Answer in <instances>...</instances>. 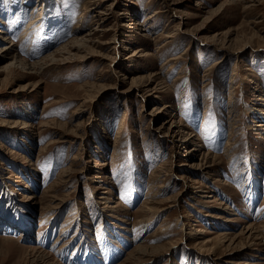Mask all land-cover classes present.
<instances>
[{
    "label": "rangeland",
    "instance_id": "rangeland-1",
    "mask_svg": "<svg viewBox=\"0 0 264 264\" xmlns=\"http://www.w3.org/2000/svg\"><path fill=\"white\" fill-rule=\"evenodd\" d=\"M36 1L0 0V264H264V0H48L29 45Z\"/></svg>",
    "mask_w": 264,
    "mask_h": 264
},
{
    "label": "bare ground",
    "instance_id": "bare-ground-1",
    "mask_svg": "<svg viewBox=\"0 0 264 264\" xmlns=\"http://www.w3.org/2000/svg\"><path fill=\"white\" fill-rule=\"evenodd\" d=\"M33 1L34 0H22V4L21 5H16L15 3H13L11 5V8L10 9L13 11V14L19 15L22 11H25L27 9H30ZM37 3H40V4H38L36 6V8L34 9V12L31 13V15H35L36 17H35V19L34 18H31L28 21V23H27V25L25 27V30H24L23 37H22L23 42L24 41H30L29 45H32L33 44L34 39L36 40L35 37H37V35H39L40 32L42 31L43 24H44V21H45L44 20L45 19V15L47 13V9H48V6H49L48 0H38ZM102 15H104V13L98 14V16H97L98 19L95 21L96 25H97V22L102 18ZM135 24L137 26L139 25V23H135ZM0 34H4V33H1V31H0ZM91 35H92L91 33H85L84 36L83 35L82 36H76V37L72 38L69 42H67L66 44L62 45L60 48H58L57 50H55L51 54V57H49L48 59H44L41 62H39L37 64H34V65H31V66L21 67L20 70H27V69H34L35 68L36 70H38L39 72H41L45 67H48L49 66V65H47V63H48L47 61H49L51 63L54 62V61H56L54 59L55 54H58V55L62 56V54L66 53L65 55H68L69 56L68 58H70V57H72L71 50H73V49H76L77 50V48L79 49L80 43L90 42L91 41V39H90L91 38ZM0 40L2 42H4V43L6 42V39L5 38H1ZM67 49H69V50H67ZM10 50L11 49L9 47H6V46L0 48V62L2 60H5V58L8 55H10ZM64 59H67V58H63L62 57V60H64ZM14 66H15V62H12L9 65V67H12V68H14ZM251 110L254 111V108H252ZM262 120H264V119H262ZM121 130L122 129L120 127V129L117 131V135H119L121 133ZM243 168H245V167H243ZM103 199L106 200L105 198H103ZM61 231L62 232L63 231L65 232V230H63V229H61ZM198 234H201V233L198 232ZM224 242H226V238H223V239L220 240V243H224Z\"/></svg>",
    "mask_w": 264,
    "mask_h": 264
}]
</instances>
